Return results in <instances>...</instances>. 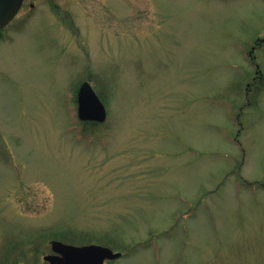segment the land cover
<instances>
[{
	"label": "rangeland",
	"instance_id": "obj_1",
	"mask_svg": "<svg viewBox=\"0 0 264 264\" xmlns=\"http://www.w3.org/2000/svg\"><path fill=\"white\" fill-rule=\"evenodd\" d=\"M84 81L105 123L79 120ZM51 227L113 239L105 264H264V0H24L0 31V252L47 264Z\"/></svg>",
	"mask_w": 264,
	"mask_h": 264
},
{
	"label": "water",
	"instance_id": "obj_2",
	"mask_svg": "<svg viewBox=\"0 0 264 264\" xmlns=\"http://www.w3.org/2000/svg\"><path fill=\"white\" fill-rule=\"evenodd\" d=\"M24 0H0V31L17 15ZM78 116L81 121L105 123L108 111L91 83L84 82L78 92ZM52 253L44 256L49 264H105L123 254L107 246L90 244L76 246L59 240L51 241Z\"/></svg>",
	"mask_w": 264,
	"mask_h": 264
},
{
	"label": "trees",
	"instance_id": "obj_3",
	"mask_svg": "<svg viewBox=\"0 0 264 264\" xmlns=\"http://www.w3.org/2000/svg\"><path fill=\"white\" fill-rule=\"evenodd\" d=\"M82 124L85 126H96L97 123L82 122ZM84 127L83 131L85 133L87 129ZM33 238H35L36 241L59 240L64 243L77 246L98 243L99 245L111 247L114 250H122V248L118 247L116 243H114V240L110 237L98 238L99 240H95L97 238H95L94 235L90 236L88 233H84L83 231L77 230L72 227H51L49 229L37 232L36 235L33 236ZM26 242L23 240L18 241L17 239L13 238L7 239L0 252V254L2 255V258H0V264H24V262H26L28 252H30V249L27 248L28 242ZM35 252H37V250H35Z\"/></svg>",
	"mask_w": 264,
	"mask_h": 264
},
{
	"label": "flooded vegetation",
	"instance_id": "obj_4",
	"mask_svg": "<svg viewBox=\"0 0 264 264\" xmlns=\"http://www.w3.org/2000/svg\"><path fill=\"white\" fill-rule=\"evenodd\" d=\"M257 44H258L259 46H261V45H262V43H259V42H257Z\"/></svg>",
	"mask_w": 264,
	"mask_h": 264
}]
</instances>
